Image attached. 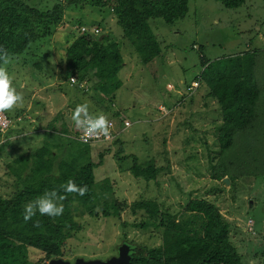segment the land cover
<instances>
[{
	"label": "rangeland",
	"instance_id": "374dc122",
	"mask_svg": "<svg viewBox=\"0 0 264 264\" xmlns=\"http://www.w3.org/2000/svg\"><path fill=\"white\" fill-rule=\"evenodd\" d=\"M52 2L28 0L40 8ZM67 13L73 23L59 25L54 34L43 39V45L34 44L31 55L12 56L8 66L13 86L23 95V104L0 114V196H11L23 186L11 170V166L23 164L18 157L32 155L46 146L65 160L83 164L90 158L99 162V154L104 152L103 163L95 172L97 181L111 180L112 191L106 197L109 201L132 204L152 199L162 209L177 212L191 197L208 198L221 208L245 263L264 260V181L251 175L231 186L230 182L224 184L211 178L209 153L216 155L219 150L214 124L219 105L203 94L204 83L194 91L188 90L203 70L201 53L214 60L258 49L255 77L262 89L259 106L263 104L264 0H245L234 8L220 0H188L186 16L173 23L161 17L150 18L162 53L148 63L124 36L110 5L92 9L81 6ZM82 26L98 35L108 34V39L118 42L124 58L118 73L122 83L109 111H105L106 101L100 106L90 91L76 94L70 82L62 83L57 78V56L64 48L68 31L72 29L77 34ZM37 56L42 65L36 68ZM98 100L102 101V94ZM82 103L89 105L93 115L103 114L114 120L124 143L123 155L128 157L120 158L119 144L109 139L94 141L91 153L81 154L83 145L70 138L79 131L70 114ZM261 116L264 120V113ZM124 120L131 123L125 129ZM64 123L70 132L66 136L56 134L55 129L60 130ZM134 155L144 163L155 160L162 168L156 180L132 173ZM98 212L99 216L86 211L77 215L81 229L69 240L63 258L71 262L77 257L106 260L117 255L124 243L133 248L163 243L159 229L136 225L145 218L143 211L134 213L126 207L119 217L105 216L101 207ZM30 255L33 260L43 256L34 248H30Z\"/></svg>",
	"mask_w": 264,
	"mask_h": 264
},
{
	"label": "trees",
	"instance_id": "16d2710c",
	"mask_svg": "<svg viewBox=\"0 0 264 264\" xmlns=\"http://www.w3.org/2000/svg\"><path fill=\"white\" fill-rule=\"evenodd\" d=\"M220 1L230 8L245 2ZM106 5H110L124 36L136 46L144 63L162 53L149 19L161 17L173 23L188 12V0H53L46 8L31 5L28 0H0V45L11 56L31 55L34 44L43 45V39L54 34L59 25L73 23L68 9L74 13L81 6L92 9ZM72 31L69 29L64 48L57 56L58 81L70 82L75 78L78 82L74 85L76 94L90 91L98 105L104 106L106 101L105 111H109L110 102L122 83L118 73L124 65V58L119 44L108 39V34L100 39L101 35L95 34L94 30L82 31L80 27L79 33ZM257 55L258 49H255L212 60L201 53L203 70L200 78L195 80L197 87L204 83L207 93L204 91L203 94L219 105L214 120L219 150L216 155L209 153L211 178L224 184L228 178L231 186L238 179L251 175L264 181V120L261 116L264 102L259 106L262 89L255 77ZM37 57L36 68L42 65L40 56ZM79 82L86 87L82 88ZM197 87L188 89L194 91ZM100 94L102 101L98 100ZM108 120L113 122L116 132L109 142L119 144L117 155L121 154L120 158L128 157L123 155L124 143L114 120ZM127 127L124 121L123 129ZM55 130L58 135L66 136L70 127L68 129L64 123L60 130ZM250 134L255 135L250 137ZM79 137L78 131L76 137L70 138L83 145L82 155L91 153L94 141L84 143ZM49 153L52 155L47 157ZM99 155V162L90 158L79 164L63 159L61 154L45 146L32 155L18 157L23 164L16 168L11 166V170L23 186L11 196H0V264H48L53 257L65 256L69 240L81 229L77 215L82 216L86 211L99 216V207L105 216L119 217L126 207L134 213L143 211L145 218L136 225L153 226L163 232V243L138 246L132 252L131 264H246L232 240L227 219L213 200L191 197L180 205L177 212L162 209V205L152 199L132 204L116 199L111 202L106 198L112 191L111 180H96L95 169L103 163L104 152ZM58 156L60 161L56 159ZM161 169L155 160L144 163L133 156L131 171L136 177L156 180ZM68 180L86 185L87 194L61 193L67 199L63 201L64 212L58 217L37 214L30 221L23 219L22 211L27 202L46 191L59 190L60 185ZM30 248L40 251L43 256L33 260ZM255 264H264V260L259 259Z\"/></svg>",
	"mask_w": 264,
	"mask_h": 264
},
{
	"label": "clouds",
	"instance_id": "9594fccd",
	"mask_svg": "<svg viewBox=\"0 0 264 264\" xmlns=\"http://www.w3.org/2000/svg\"><path fill=\"white\" fill-rule=\"evenodd\" d=\"M81 28L82 31L88 29L85 26H82ZM96 29L101 30V27H96ZM95 34H98L97 31H95ZM11 62V54L3 45H0V114L11 112L23 104V95L13 86V77L8 71V66L11 64ZM70 83L74 86L78 82L73 79V81L71 80ZM79 84L82 88L86 87L85 85H82L81 82H79ZM197 85V81H194L192 85L188 86V88L197 87ZM70 119L74 123L75 128L81 132L79 139L84 143H87L89 140H100L101 138L107 139L111 136V124L108 120L110 118H107L103 114L93 115L89 111V105L87 103L76 105L70 114ZM124 121L129 122L128 120ZM130 125L131 123L129 122L128 126ZM49 130L50 129H48V131ZM55 133L58 134L57 132ZM77 133L78 132H74V135L71 136V138L76 137ZM87 192L88 188L86 185L80 186L77 185L73 180H68L66 183L60 185L59 190L52 189L50 191H46L33 201L27 202L24 205L22 211L23 219L25 221H30L33 219V217L37 216V214L51 218L58 217L63 214V201L67 199V196L62 195L61 193H74L79 196H85ZM136 249L137 248H134L132 252H134Z\"/></svg>",
	"mask_w": 264,
	"mask_h": 264
},
{
	"label": "water",
	"instance_id": "95a60500",
	"mask_svg": "<svg viewBox=\"0 0 264 264\" xmlns=\"http://www.w3.org/2000/svg\"><path fill=\"white\" fill-rule=\"evenodd\" d=\"M104 35L100 37L102 39ZM225 181L228 183L229 179L225 178ZM134 248L127 243H124L119 246L118 254L114 255L107 260L100 259H85L83 257L75 258L74 262L64 259L62 257H53L49 260L48 264H131L132 251Z\"/></svg>",
	"mask_w": 264,
	"mask_h": 264
},
{
	"label": "built area",
	"instance_id": "2783aa9c",
	"mask_svg": "<svg viewBox=\"0 0 264 264\" xmlns=\"http://www.w3.org/2000/svg\"><path fill=\"white\" fill-rule=\"evenodd\" d=\"M84 29V28H83ZM73 79H75V78H72L71 80L73 81ZM82 85H84V83H81ZM110 124H111V128H110V132H111V136L109 137V138H107V139H109V141H111V140H113V138H114V133H116L115 131H114V127H113V122H111L110 121ZM126 124L127 125H129V122H127L126 121ZM79 134L81 135V132L79 131ZM107 139H105V138H101L100 140H107ZM89 141H96V140H89ZM108 141V142H109Z\"/></svg>",
	"mask_w": 264,
	"mask_h": 264
},
{
	"label": "flooded vegetation",
	"instance_id": "af4514ba",
	"mask_svg": "<svg viewBox=\"0 0 264 264\" xmlns=\"http://www.w3.org/2000/svg\"><path fill=\"white\" fill-rule=\"evenodd\" d=\"M118 253V252H117Z\"/></svg>",
	"mask_w": 264,
	"mask_h": 264
}]
</instances>
